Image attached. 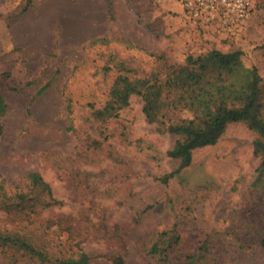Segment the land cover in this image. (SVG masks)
<instances>
[{"label":"rangeland","instance_id":"1","mask_svg":"<svg viewBox=\"0 0 264 264\" xmlns=\"http://www.w3.org/2000/svg\"><path fill=\"white\" fill-rule=\"evenodd\" d=\"M251 2L240 25L223 29L194 22L180 0H0V264L37 263L9 237L55 255L82 250L90 264L202 254L192 264H264L263 158L245 123L193 150L164 184L158 177L178 165L166 156L177 139L169 117L148 123L137 95L97 114L117 75L162 78L215 49L238 50L256 69L264 119V0ZM32 172L50 196L32 187ZM163 230L178 243L149 254Z\"/></svg>","mask_w":264,"mask_h":264},{"label":"trees","instance_id":"2","mask_svg":"<svg viewBox=\"0 0 264 264\" xmlns=\"http://www.w3.org/2000/svg\"><path fill=\"white\" fill-rule=\"evenodd\" d=\"M241 56L238 50L221 52L213 49L204 55L187 56L180 66H167L165 73L161 74L162 78L158 76L160 73L149 78L119 74L109 90L107 102L97 114L111 117L115 111L128 105L131 95H137L142 99V112L148 123L159 122L160 117H169L165 130L176 135L177 139L166 156L176 159L178 165L158 177L164 184L190 165L193 150L215 144L231 123H245L254 132L253 152L263 158L261 167L264 168L260 77L255 68L244 66ZM4 107L0 99L1 113ZM179 112H189L190 117H178ZM28 179L37 191L50 196L49 185L38 173H29ZM18 200L25 202L26 197L21 193ZM51 201L55 204L54 200ZM3 241L14 243L29 253L36 259V264H90V258L82 250L69 255H55L32 246L21 237L3 238ZM178 241V236L175 237L172 231L163 230L154 236L147 252L151 255L165 254ZM203 256L195 260V255H190L185 264L195 263ZM122 262L121 258L116 260L117 264Z\"/></svg>","mask_w":264,"mask_h":264},{"label":"built area","instance_id":"3","mask_svg":"<svg viewBox=\"0 0 264 264\" xmlns=\"http://www.w3.org/2000/svg\"><path fill=\"white\" fill-rule=\"evenodd\" d=\"M184 13L194 22L220 28L240 25L252 9L251 0H180Z\"/></svg>","mask_w":264,"mask_h":264}]
</instances>
